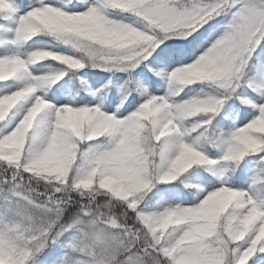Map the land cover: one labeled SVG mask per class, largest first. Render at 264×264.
Returning <instances> with one entry per match:
<instances>
[{
  "label": "snow or ice",
  "instance_id": "snow-or-ice-1",
  "mask_svg": "<svg viewBox=\"0 0 264 264\" xmlns=\"http://www.w3.org/2000/svg\"><path fill=\"white\" fill-rule=\"evenodd\" d=\"M0 264H264V0H0Z\"/></svg>",
  "mask_w": 264,
  "mask_h": 264
}]
</instances>
